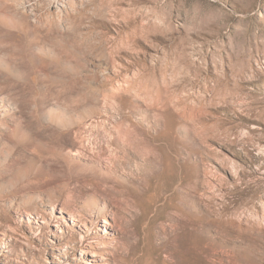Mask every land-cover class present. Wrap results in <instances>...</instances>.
Returning <instances> with one entry per match:
<instances>
[{
  "label": "rangeland",
  "instance_id": "obj_1",
  "mask_svg": "<svg viewBox=\"0 0 264 264\" xmlns=\"http://www.w3.org/2000/svg\"><path fill=\"white\" fill-rule=\"evenodd\" d=\"M0 264H264V0H0Z\"/></svg>",
  "mask_w": 264,
  "mask_h": 264
},
{
  "label": "bare ground",
  "instance_id": "obj_2",
  "mask_svg": "<svg viewBox=\"0 0 264 264\" xmlns=\"http://www.w3.org/2000/svg\"><path fill=\"white\" fill-rule=\"evenodd\" d=\"M137 130H138V129L135 127L134 131H136V132H137ZM172 178H173V177H172ZM171 181H172V180H171ZM237 212H238V211H237ZM232 214H233V213H232ZM193 219H194V218H193ZM191 221H195V219H194V220H191ZM249 224H250V222H249ZM194 226H195V225H194ZM248 228L250 229V228H251V226L249 225V226H248ZM260 232H261V231H260ZM238 234H239V233H238ZM257 237H258V236H257ZM257 240H258V239H257ZM257 240H256V241H257Z\"/></svg>",
  "mask_w": 264,
  "mask_h": 264
}]
</instances>
